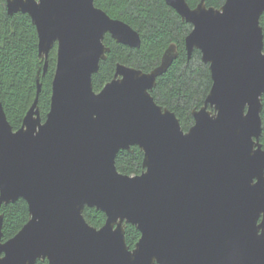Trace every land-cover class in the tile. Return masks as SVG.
Masks as SVG:
<instances>
[{
	"label": "water",
	"instance_id": "1",
	"mask_svg": "<svg viewBox=\"0 0 264 264\" xmlns=\"http://www.w3.org/2000/svg\"><path fill=\"white\" fill-rule=\"evenodd\" d=\"M165 2L191 24L187 56L199 50L212 80L187 130L151 95L174 44L149 71L117 63L96 92L105 35L137 48L139 33L94 0H6L35 26L42 73L54 45L56 65L44 119L38 76L19 128L0 101V210L22 198L29 212L2 241L0 211V264H264V0ZM132 146L143 152L135 175L115 166ZM85 207L105 214L99 228ZM126 224L140 232L133 248Z\"/></svg>",
	"mask_w": 264,
	"mask_h": 264
},
{
	"label": "trees",
	"instance_id": "2",
	"mask_svg": "<svg viewBox=\"0 0 264 264\" xmlns=\"http://www.w3.org/2000/svg\"><path fill=\"white\" fill-rule=\"evenodd\" d=\"M200 0H186L195 7ZM6 0H0V101L7 119L13 129L20 127L22 118L30 107L36 94V77L41 88L38 94V108L42 119L49 110L51 82L56 65V45L48 54L46 72L42 73L43 60L38 56V37L35 26L26 13L6 12ZM224 0H205L206 5L219 7ZM95 6L103 9L113 18L125 21L140 36L137 48L116 42L109 34L104 43L110 47L105 60L99 64L92 77L94 91L113 77L117 63H123L143 71L155 67L164 50L174 44L178 56L167 70L156 79L151 90L154 100L172 110L184 130L193 124L191 111L203 105L212 84L208 64L201 60L200 51L194 49L188 58L185 49V36L191 30L190 23L165 0H94ZM264 35V13L260 16ZM264 52V43H263ZM262 133L260 141L264 147V93L262 95ZM143 152L132 146L130 151L120 150L115 158L117 170L124 174L135 175L142 171ZM2 241L15 235L29 218L28 206L24 199L2 204ZM83 216L86 221L99 228L105 221V214L95 207H85ZM140 232L134 225H125L126 244L133 248ZM36 264H49L38 260Z\"/></svg>",
	"mask_w": 264,
	"mask_h": 264
},
{
	"label": "flooded vegetation",
	"instance_id": "3",
	"mask_svg": "<svg viewBox=\"0 0 264 264\" xmlns=\"http://www.w3.org/2000/svg\"><path fill=\"white\" fill-rule=\"evenodd\" d=\"M5 4H6V2H5ZM116 67V66H115ZM114 73H115V71H114ZM114 75V74H113ZM110 81V80H109ZM124 229H125V227H124ZM140 237V236H139Z\"/></svg>",
	"mask_w": 264,
	"mask_h": 264
}]
</instances>
